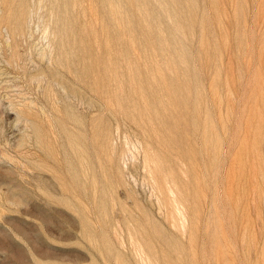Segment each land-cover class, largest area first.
Masks as SVG:
<instances>
[{"label":"rangeland","instance_id":"rangeland-1","mask_svg":"<svg viewBox=\"0 0 264 264\" xmlns=\"http://www.w3.org/2000/svg\"><path fill=\"white\" fill-rule=\"evenodd\" d=\"M0 264H264V0H0Z\"/></svg>","mask_w":264,"mask_h":264}]
</instances>
